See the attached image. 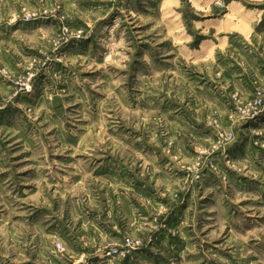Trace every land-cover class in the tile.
<instances>
[{
    "label": "rangeland",
    "instance_id": "1",
    "mask_svg": "<svg viewBox=\"0 0 264 264\" xmlns=\"http://www.w3.org/2000/svg\"><path fill=\"white\" fill-rule=\"evenodd\" d=\"M0 264H264V0H0Z\"/></svg>",
    "mask_w": 264,
    "mask_h": 264
}]
</instances>
